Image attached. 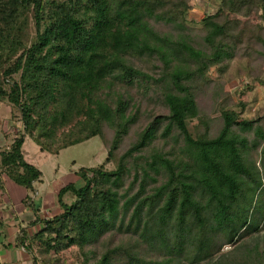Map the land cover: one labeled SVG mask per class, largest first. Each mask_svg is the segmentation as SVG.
Masks as SVG:
<instances>
[{
    "label": "trees",
    "instance_id": "16d2710c",
    "mask_svg": "<svg viewBox=\"0 0 264 264\" xmlns=\"http://www.w3.org/2000/svg\"><path fill=\"white\" fill-rule=\"evenodd\" d=\"M211 1L194 23L191 0H0V101L21 121L0 188L4 174L36 191L26 139L107 149L59 189L55 214L30 202L43 226L26 250L42 264L73 247L80 264H264V113L242 98L264 86V0Z\"/></svg>",
    "mask_w": 264,
    "mask_h": 264
},
{
    "label": "rangeland",
    "instance_id": "374dc122",
    "mask_svg": "<svg viewBox=\"0 0 264 264\" xmlns=\"http://www.w3.org/2000/svg\"><path fill=\"white\" fill-rule=\"evenodd\" d=\"M191 6L189 19L193 20L194 23H197L205 14L215 10V5L211 0H191ZM209 76L211 78L216 77L214 68H211ZM247 85L251 84L246 76H241L239 79H233L227 83L229 91L235 98H237L235 92ZM242 98L248 105L246 111L248 116H253L257 112L264 113V86L255 84L252 89H245ZM19 129H21L19 112L12 108L7 101H0V151L7 148ZM23 152L26 161L42 171V178L41 181L34 183L36 190L34 192L15 184L6 175H2L3 186L0 188V223L2 224H10L20 215L26 216L32 213L30 202H33L34 206L39 209V214L42 217L46 218L55 214L58 211L57 193L59 189L68 183H73L76 186L82 185L83 180L80 177V171L102 164L107 157V149L99 136L68 146L61 149L57 154L42 151L34 141L26 139L23 144ZM108 166L111 167L112 165L109 164ZM68 198L69 196L66 195L65 199L69 200ZM43 199L50 201V203L42 202ZM19 224H23V222H19ZM254 236L258 237L259 241L263 240L264 225ZM250 238L251 236L244 241H248ZM133 239L130 241H134ZM122 240H126V238L121 234L114 235L113 239L107 236L104 243L113 246ZM138 243L137 240L136 246ZM104 245L98 246L96 252L103 251ZM231 250L232 247L226 245L222 252L227 253ZM61 254L66 259L67 264H80L79 254L75 247L67 249ZM123 261L125 262V259Z\"/></svg>",
    "mask_w": 264,
    "mask_h": 264
},
{
    "label": "crops",
    "instance_id": "0c3cea01",
    "mask_svg": "<svg viewBox=\"0 0 264 264\" xmlns=\"http://www.w3.org/2000/svg\"><path fill=\"white\" fill-rule=\"evenodd\" d=\"M44 201L50 203L43 199L42 202ZM33 219L32 210V213L26 216L22 214L10 224L0 223V264H42L39 259H35L36 247L31 251L26 250L29 239L43 226L29 224Z\"/></svg>",
    "mask_w": 264,
    "mask_h": 264
}]
</instances>
